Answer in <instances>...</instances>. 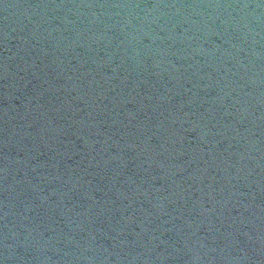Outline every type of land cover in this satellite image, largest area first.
Here are the masks:
<instances>
[{"label": "water", "instance_id": "water-1", "mask_svg": "<svg viewBox=\"0 0 264 264\" xmlns=\"http://www.w3.org/2000/svg\"><path fill=\"white\" fill-rule=\"evenodd\" d=\"M0 264H264V0H0Z\"/></svg>", "mask_w": 264, "mask_h": 264}]
</instances>
